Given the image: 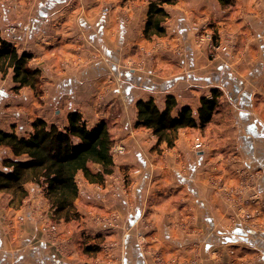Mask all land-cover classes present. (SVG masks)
Returning a JSON list of instances; mask_svg holds the SVG:
<instances>
[{"label": "rangeland", "instance_id": "1", "mask_svg": "<svg viewBox=\"0 0 264 264\" xmlns=\"http://www.w3.org/2000/svg\"><path fill=\"white\" fill-rule=\"evenodd\" d=\"M44 1L0 0V15L4 11L11 19L3 22L0 16V37L20 53L30 52L32 57L27 65L38 70L35 86L15 82L13 67L0 70V88L7 92L0 101V128H10V122L16 121L24 125L23 130L6 131L28 135L33 131V121L39 117L63 128L70 112L84 110L89 126L102 120L107 122L114 139V165L103 179H90L83 171L77 174L79 195L74 202L75 215L68 220L55 213L44 183L27 181L24 188L28 194L23 199L14 191H0V237L7 240L9 250L22 243L25 246L24 239L30 237L36 244L45 241L50 251L73 264H124L125 237L132 233L133 242L144 252L146 264H264V247L259 244L264 236L252 235L246 228L264 232V190L258 186L261 171L246 165L247 156L240 148L233 118L234 105L226 91L220 90L219 106L212 119L205 126L180 128L171 146L165 140L159 142L151 128L138 124L140 97L150 98L155 93L156 100L162 101L176 89H163L166 81L181 75L185 76L183 83L187 89H182L183 100L191 103L198 116L200 95L207 93L211 97L217 88L203 79H189V73L204 76L220 62H238L248 41L258 40L256 33L246 35L226 21L237 5L246 0L165 2L163 7L169 13L166 11L161 22L164 30L151 35L145 32L151 0H99L96 14L100 15L98 10L108 6L115 17V29H119L120 19L128 28L125 43L113 45L120 60L110 61L102 49L83 43L84 39L75 31L72 39L76 42H71V29L57 30L61 35L57 41L47 34L39 35L29 45L34 52L28 44L9 41L8 38L23 32L18 22L34 14ZM254 1L256 5L264 4V0ZM181 12L186 13L191 24L187 39L173 30ZM81 14L82 9L76 18ZM250 15L254 13L251 11ZM260 15L264 16V12ZM187 47L191 48L193 59ZM194 58L196 66L190 68ZM97 65L101 73L93 74ZM67 80L74 87L70 94L58 88L60 82ZM122 83L133 87V99L129 102L123 97ZM256 109L264 116V99L258 101ZM138 151L147 165H143ZM202 155L196 183L209 199L208 213L201 211L196 196L176 175L178 170L189 176L191 163L199 161ZM14 157L10 147L0 146V170H7L4 160ZM91 167L95 171L102 169L96 163ZM141 183L139 198L136 192ZM206 215L215 217L217 224L212 231L219 237L207 248L206 239L200 240L209 235ZM237 223L245 231L231 234ZM167 230L171 236L166 234ZM230 237L236 241H230ZM22 253L20 250L12 254L14 257L4 253V262H21Z\"/></svg>", "mask_w": 264, "mask_h": 264}, {"label": "crops", "instance_id": "2", "mask_svg": "<svg viewBox=\"0 0 264 264\" xmlns=\"http://www.w3.org/2000/svg\"><path fill=\"white\" fill-rule=\"evenodd\" d=\"M76 1H79V3L75 4ZM98 3L99 0H45L38 6V9L34 14H31L29 17H27L26 20H20L18 22L21 24L23 32L13 35L14 38H8V40L13 43L17 42V44H22V46H27V44L29 46L34 41H36V38L39 35L47 34L46 36H48L52 40L57 41V38L61 37V35L59 36L57 30L71 29L70 38L68 37L69 39L73 38L74 35H72V33H74L75 31L78 35H81L80 38L84 39V41H82L83 43L88 42V44H90L92 47H98L100 51L102 49V53L106 55L107 61H110V59L112 58L115 60H120V56L119 54L117 55V51L113 48V45L115 43H125L128 28L126 27L124 20L120 19V22L118 24L119 29H115V17L112 14L111 8L108 6L101 7V9L98 10L101 14H96V6L98 5ZM80 9L84 10V14H81L80 16H78V18H76L77 13L80 11ZM251 11L254 13V15H250ZM8 12L9 9H7V13ZM263 12L264 4L256 5L254 0H246L245 2H240V4L237 5L235 11L232 13V16L226 19V21L229 20L230 22H232V27L234 29L238 31L243 30L246 35L248 34L249 36H251L252 33H256V35L258 36V40L251 39L248 41L247 49L238 62L231 61V63H229L227 61H223L216 65L213 72L211 71L204 76H199L196 73L190 72L188 77L189 79L190 77H192L194 80L198 81L200 79H203V81L208 83V85L209 83L214 84L213 88H217L221 91L225 90L230 97L232 104L234 105L235 113H233V118L235 124L238 127V140H241L240 148L247 156L246 165L254 170L261 171L258 186L262 190H264V116L260 113V115L257 113L258 110L256 109V104L258 103V101H260V99H264V16L260 15V13ZM0 16L3 22L11 20L9 17V13L8 15H5L4 11L1 12ZM188 20L189 18L186 13L181 12L177 17L176 23L173 25V30L185 39H187L191 33V24ZM62 40L60 41V43H63ZM70 41L76 42L73 39ZM250 45L253 46V49L252 46L250 47ZM67 46H69V44ZM256 46L259 49V54L261 52V57L259 54H257ZM29 48H32L33 52L35 51L33 50V47L29 46ZM187 49L191 50L190 47H187ZM190 50L188 54L191 55ZM191 56L193 59V53ZM195 63L196 62L194 58V60L190 63V68H194L196 66ZM96 67L97 68L94 69L95 73L93 74L101 73L98 65ZM100 67L103 66L100 65ZM104 68L105 67H103V69ZM128 77L129 79L133 80V76L129 75ZM184 80H186L184 75L176 76L172 79L167 80L163 89H170L174 86L176 89L175 91H170V93H168L162 101H159L160 103L156 100L155 93H151L150 98H154L158 106L161 109H164L166 106L168 95H174L177 100V105L173 110V114L177 115V113L183 106H192L191 103L184 102L183 100L184 95L182 89L187 90L186 86H184L183 83ZM147 83L151 84V81H147ZM121 85L123 97L126 101H131L133 99L134 92L132 85L125 83H122ZM151 85L155 87V84H153V82ZM59 87H61L62 91L64 90L66 93L68 92L70 94L71 92H74V87L71 85V82L69 80L62 82V84L60 82L58 84V88ZM0 92H2V95H0L1 101V99L5 96V94H7V92L4 91V88H0ZM59 92L61 91L59 90ZM204 96L210 97V95H208L207 93H203L202 95H200V104L201 99ZM177 98H180L179 101ZM140 99L149 98L142 96L140 97ZM261 103H263V101ZM81 112L82 115H84V110H81ZM83 118L84 120H86L85 115L83 116ZM196 118L197 120L199 119L198 116H196ZM15 123L16 121H11L10 124L8 123L10 128H1H3V130H23V124L16 123V128V125H14ZM11 127L13 129H11ZM199 154H201V152ZM137 155L138 157H141L143 165H147L146 158L143 157L142 152L138 151ZM203 157L204 155H202L201 157L199 156V161L191 163V171L189 176L182 174L178 170H176V175L179 181L186 185V187L192 192V194L196 196V201L198 202L201 211L203 210V213H208L210 212V208L208 207L209 199L206 196V192H204L200 185L196 183V173ZM141 186H143V183L140 184V188L136 192L139 198L142 196V190L140 192ZM136 209L137 212L141 210L140 203H138ZM205 217L206 222L208 221L207 225L209 229V235H204V237L200 238V240L206 239L205 247L207 248L213 246L214 242L216 240H219V237L218 234L216 235L212 231V229L217 224L215 217L211 215H206ZM130 225L132 226V223ZM246 228L249 229L252 235L259 234L262 237L264 236V232L251 230L252 228L250 227ZM221 231L222 230H219L220 233ZM243 231H245V229H243L242 226L237 223L230 231V233L242 234ZM166 232L168 236H171V231L167 230ZM24 240L27 241V244H25L24 246V244L22 243L19 247L15 248V250L13 249V251L9 250L10 247H8L9 243L7 242V240L0 237V264H7L6 262H4V258H6L5 256L8 255V257H14L11 255L17 253L20 250H23L22 256H20L21 262H14L12 264H73L69 261H63L62 259H60L58 254L50 251L49 246H47V243L43 240L38 244L32 242V239H30V237ZM230 241L235 242V237H230ZM256 242L259 243L260 241L257 240ZM124 243L126 248L124 264H146L144 252L138 243L133 242L132 233L126 234ZM176 243L178 242L176 241ZM259 244L264 247V240ZM4 253L7 254L4 256Z\"/></svg>", "mask_w": 264, "mask_h": 264}, {"label": "trees", "instance_id": "3", "mask_svg": "<svg viewBox=\"0 0 264 264\" xmlns=\"http://www.w3.org/2000/svg\"><path fill=\"white\" fill-rule=\"evenodd\" d=\"M170 1L151 0L146 34L164 30L161 22L167 12L163 4ZM0 42V70L13 67L15 82L22 86H35L38 70L27 65L32 54L27 51L20 53L1 37ZM220 96V90L214 89L211 97H202L197 110L198 120L190 105L183 106L177 115L173 114L177 105L174 95H168L164 109L158 106L154 98L139 99L138 124L151 128L159 142L165 140L171 146L180 128L205 126L212 119ZM113 145L114 139L107 122L102 120L89 126L79 111L68 114V123L63 128L41 117L33 121V131L28 135L20 136L15 131L0 128V146L10 147L15 154L14 158L4 160L7 170H0V191H14L23 199L28 194L24 188L27 181L44 183L46 196L57 216L71 219L75 215L74 202L79 195L77 174L83 171L90 179H103L106 173H111L114 165ZM93 163L101 165L102 169L95 171L91 167Z\"/></svg>", "mask_w": 264, "mask_h": 264}]
</instances>
